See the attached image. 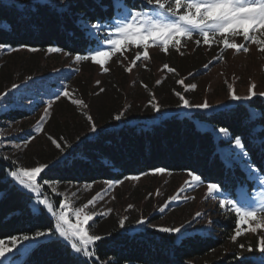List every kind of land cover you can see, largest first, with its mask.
<instances>
[{
	"label": "snow or ice",
	"instance_id": "snow-or-ice-1",
	"mask_svg": "<svg viewBox=\"0 0 264 264\" xmlns=\"http://www.w3.org/2000/svg\"><path fill=\"white\" fill-rule=\"evenodd\" d=\"M66 2L67 0H60L61 5H65ZM94 2L102 13L111 10L112 14L98 17L95 20L81 19L79 27L85 33L88 48L87 54L75 55V62L79 64L82 61H89L97 65L102 74H109V64L113 58H116L118 63L122 65V61L128 59V51L132 49L137 51L134 59L125 69L129 74L133 72L137 63L142 64L150 60V48L155 47L165 55L172 50L183 55L182 49L187 42H194L198 47L207 46L209 49L218 47L217 60H223L225 53L229 50H233L236 54L248 53L249 45H257L258 51L264 54V0H139V3H131L130 0H112L111 6L105 4L104 0H94ZM5 27L11 26L5 25ZM237 38L242 39L243 42H237ZM24 48L30 53L40 51L35 46L14 47L0 42V52L15 53ZM46 51L49 54H59L64 52V49L59 46H49ZM204 68L208 70L210 65L206 64ZM162 70L178 75L177 70L167 63L163 65ZM49 79L52 81L51 83L37 81L33 76H28L23 85L12 84L10 88L0 93V111L6 113L9 109L29 106L34 108L36 104L44 103L43 98L45 96L49 97L40 124L35 128V132L40 133L43 131V124L47 121L50 110L53 108L51 97H55L56 100L61 97L67 98L72 105L78 108L86 109L88 107L83 99L73 98V92L69 90L67 84L60 83L51 77ZM96 83L99 85L100 82L97 81ZM177 84L185 92L197 88L195 83L186 84L185 79H178ZM22 87L24 91L18 93L17 90ZM227 88L229 101L237 102L238 107L240 102L252 101L257 96L264 97V91H256L257 85L255 83H251L247 95L237 94L231 83L227 84ZM100 91L103 92L104 89H100ZM174 95L179 100L177 107L184 110L179 115L185 118H188L194 110H201L208 115H215L221 111L229 113L234 111L231 104L214 106L206 99L202 103H192L179 91H175ZM150 107L155 113L162 112V105L157 101L155 94L151 96ZM124 115V112H120L113 118L115 121H121ZM248 118L245 117V119ZM86 119L90 125L88 132L97 133V125L93 121V117L87 115ZM210 130L216 136L217 141L221 138L226 141L225 147L217 149L224 165L231 169L234 163L241 164L247 170L248 179L254 182L258 181L260 188L264 189V169H259L253 164L249 151V146L252 148L260 146L261 151L264 152V138L257 142L253 136L249 140V144L246 145L242 142L241 136H232L227 127L221 126L218 129L213 127ZM259 131L264 132V126ZM34 138L35 136H33ZM92 138L94 137H90V139ZM48 139L62 154L68 148H72L70 143H66L62 147L57 139L51 136H48ZM28 143H31V140H26L24 147ZM3 144H5V139L3 132H0V145ZM20 148V142L9 141L7 148L0 149V152ZM76 151L77 149L73 148L69 155H74ZM0 159L8 164V170L3 176H0V181L8 183L11 187H17L25 194H30V201L27 205L29 215L34 218L47 216L54 221L53 227L45 230L37 229L33 234L14 235L9 240L0 239V264H23V258L26 254L34 251L42 244L53 242H59L65 247H70L76 259L82 260V264H97L100 258L96 245L104 237L94 234L95 225L98 223L96 217L110 215V210L107 212L94 210L98 202L104 199L106 192H111L117 186L123 185L126 180L140 181L142 177L148 175L163 176L169 172L165 166H152L139 174L124 175L121 179H107L104 181L107 185L104 192L93 196L83 206H77L74 201L78 193L72 192L70 197L67 192L61 193L57 190L55 185L59 183L58 181H50L46 178L38 180V177H41L46 169H49V164L44 163L29 168L19 166L17 160L8 155H0ZM68 159L69 157L61 159L60 165H66ZM184 171L190 180H187L185 186L181 187L177 194L170 197L163 206L158 208L160 214H166V210H169L170 205L174 203L180 205L187 202V199L182 200L181 194L189 190L194 191L204 184L202 176L197 174L195 170L185 169ZM68 183L72 184L73 182L69 181ZM91 187V184H85L86 189ZM206 188L209 198H219V209L235 216L234 234L230 236L232 242H237L239 238L247 234L257 236L255 248L251 244L240 243L238 245L240 252L234 253V256L238 260L246 259L250 264H264V255L247 258L241 256L244 251L264 254V235H260L261 232H264V190H260L254 196L244 186L238 187L235 192L223 194L219 183L209 182ZM52 194L55 197H60L59 201L50 198ZM151 195L150 193L149 196ZM156 195H160L159 190H157ZM2 196L3 193H0V198ZM133 207L132 205L128 206L129 209ZM206 215L197 212L192 221L180 226H158L141 216L136 221V225L152 228L155 232L175 237L176 239L172 241L173 244L183 246L184 242L196 233L203 236L211 234L209 227L213 224L211 219H208L207 226L196 229V233L191 229L193 221L199 223ZM128 219V216L119 219L118 227L126 230ZM24 242L29 243L23 247L22 252L12 256L7 255L14 253V250L19 249ZM104 260L106 264H117L116 261L108 260L107 257Z\"/></svg>",
	"mask_w": 264,
	"mask_h": 264
},
{
	"label": "rangeland",
	"instance_id": "rangeland-1",
	"mask_svg": "<svg viewBox=\"0 0 264 264\" xmlns=\"http://www.w3.org/2000/svg\"><path fill=\"white\" fill-rule=\"evenodd\" d=\"M68 2L69 0L65 5H61L60 0H0V3L14 4L19 8L27 4H47L60 11L67 7ZM237 42L243 41L237 38ZM249 49L248 53L239 54L229 50L225 53L223 60H217L218 47L211 49L203 45L198 47L194 42H187L182 49L183 55L174 50L165 55L161 50L153 47L149 49L150 60L142 64L137 63L130 74L125 69L134 59L136 49L128 51V59L123 60L122 65L116 58H113L109 64V74H102L100 68L89 61L77 64L75 55L65 52L49 54L46 50H40L37 53H30L26 48L15 53L0 52V93L6 91L14 83L23 85L28 76H33L37 81L49 83L52 82L49 79L51 77L60 83L67 84L69 90L73 92V98L83 99L88 105L86 109H82L72 105L67 98L61 97L56 100L55 97H51L53 108L40 133H36L35 128L40 124L44 107L49 99L47 96L43 98V104L38 103L34 108L23 107L30 112V116L24 120L8 122L0 119V132H3L5 139V144L0 145V149H6L9 141H18L21 144L20 149H8L0 152V155H8L12 159H16L19 166L30 168L47 163L51 168L83 140L96 137L103 131L120 128L126 124H158L174 115L183 118L184 116L179 113L184 110L177 107L179 100L174 95L175 91L181 92L192 103H202L206 99L214 106L231 104L232 108H235L237 102L229 101L228 83L233 85L239 95H247L251 83L257 85V92L264 91V54L258 51L257 45H249ZM165 63L175 68L178 75L163 71ZM206 64L210 65V69L204 68ZM178 79H185V83L188 85L195 83L197 88L185 92L177 84ZM97 81L100 82L99 85H97ZM100 89H104V91L101 92ZM23 91V87L17 90L18 93ZM152 94H155L157 101L162 105L161 113H155L150 107ZM256 98L259 96L249 102H240V105H246L251 109V103ZM260 98L264 99V97ZM11 110L14 109L8 111ZM120 112H124V117L121 121H115L113 117ZM3 113L5 112L0 111V115ZM87 115H91L97 125L95 134L88 132L90 125L86 119ZM198 115L211 116L201 110H194L188 118L196 124L198 130L212 132L210 129L213 126L203 121ZM33 136H35L34 139ZM48 136L57 139L62 147L64 144L70 143L72 148H68L62 154L51 143ZM221 139L225 141V139ZM26 140H31V143L24 147ZM223 147L225 146H221V148ZM239 165L243 167L241 164ZM40 178L38 177V180ZM187 180H190V177L186 172H167L163 176L148 175L142 177L140 181L126 180L123 185L117 186L111 192H106L104 199L96 205L95 211L107 212L110 210V215L96 217L98 223L95 225L94 234L106 238L112 232L135 234L154 231L152 228L136 225V221L141 216L158 226H180L192 221L195 213L201 212L207 215L199 223L193 221L192 231L196 233V229L204 228L207 226L208 219H211L213 221V224L209 226L211 234L205 237H210L220 244L208 256L191 261V264L220 263L234 253L240 252L238 248L240 243L251 244L255 248L257 236L253 234L242 236L235 243L230 240V236L234 234L235 216L219 209V198L207 196L206 183L194 191L189 190L181 194L182 200L187 199V202L180 205L174 203L170 205L169 210H166V214H160L158 208L177 194L179 189L185 186ZM248 180L249 182H245L242 186L252 195L255 196L260 190H264L260 188L258 181ZM91 185L90 189H86L85 184L58 183L55 186L58 191L67 192L70 197L72 192L78 193L74 203L77 206H83L89 199L104 192L107 188L104 181ZM157 190L160 192L159 196L156 195ZM150 193L151 196H149ZM223 193L227 192L222 190ZM50 198H53L54 201L60 199L54 194ZM129 205L134 207L129 209ZM125 216H128L129 219L126 222V230H122L118 227V221ZM260 235H264V232H261ZM28 243L24 242L19 249L14 250V253L7 255L19 254ZM259 255L264 254L255 251L241 253L243 258ZM27 256L28 254L24 256L23 261ZM235 260L232 259L225 264L246 261V259Z\"/></svg>",
	"mask_w": 264,
	"mask_h": 264
},
{
	"label": "trees",
	"instance_id": "trees-1",
	"mask_svg": "<svg viewBox=\"0 0 264 264\" xmlns=\"http://www.w3.org/2000/svg\"><path fill=\"white\" fill-rule=\"evenodd\" d=\"M130 2L139 3V0ZM104 3L111 6L112 0H104ZM111 14V10L102 13L94 0H69L61 11L47 4H27L19 8L14 4L0 3V42L14 47L35 46L41 51L49 46H59L69 55L87 54L88 41L79 27L81 19L95 20ZM233 109L231 113L221 111L211 116H198L217 129L221 126L229 128L231 135L241 136L246 145L253 136L257 142L264 138V132L259 131L264 126L263 98H256L251 109L246 105ZM28 116L27 109L19 108L1 114L0 119L17 122ZM225 145L226 141H217L213 132H202L189 118L174 115L158 124H126L83 140L74 147L77 149L74 155H69L73 149L66 155L69 157L66 165L52 166L41 178L59 183L93 184L139 174L152 166H165L172 173L195 170L204 183L216 182L224 192H235L249 182L247 170L239 164H234L231 169L224 165L217 149ZM249 151L253 164L264 169L261 147L249 146ZM7 170V162L0 159V176ZM0 193H3L0 198V239L9 240L14 235L33 234L37 229L54 226V221L47 216L34 218L29 215V194L3 181H0ZM174 239L155 231L112 232L97 242L100 258L97 264H106L105 257L117 264H191V261L208 256L220 244L198 234L187 239L183 246L174 245ZM232 259L237 260L232 255L217 264ZM23 264H82V260L76 259L70 247L53 242L31 251Z\"/></svg>",
	"mask_w": 264,
	"mask_h": 264
}]
</instances>
